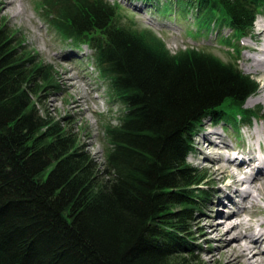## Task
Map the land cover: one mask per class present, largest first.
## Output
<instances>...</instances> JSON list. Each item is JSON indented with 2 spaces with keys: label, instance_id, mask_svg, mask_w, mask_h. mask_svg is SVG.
<instances>
[{
  "label": "trees",
  "instance_id": "1",
  "mask_svg": "<svg viewBox=\"0 0 264 264\" xmlns=\"http://www.w3.org/2000/svg\"><path fill=\"white\" fill-rule=\"evenodd\" d=\"M133 1L152 12L169 2L175 20L230 30L229 45L264 11V0ZM42 4L64 41L92 51L124 111L106 127L97 162L37 106L59 87L54 66L0 22V264H194L196 220L211 197L208 175L189 160L196 137L207 122L253 123L246 101L259 83L213 53H172L152 30L122 24L119 3Z\"/></svg>",
  "mask_w": 264,
  "mask_h": 264
},
{
  "label": "rangeland",
  "instance_id": "2",
  "mask_svg": "<svg viewBox=\"0 0 264 264\" xmlns=\"http://www.w3.org/2000/svg\"><path fill=\"white\" fill-rule=\"evenodd\" d=\"M42 2L43 0H24L26 13L16 18L13 17L11 11H0V22L6 24L11 33L17 36L19 41L25 42L30 51L37 54L43 62L50 63L55 68V84L59 87L47 88L48 90L41 92L40 98L36 97L37 106L42 114L49 117V119L62 121L66 127L71 128L78 135L80 143L85 149L97 162L101 163L107 145L105 128L111 123H116L121 106L113 100L107 81L102 79L93 65L90 58L92 51L86 45L77 46L64 41L48 24L42 10ZM18 3H20V0ZM169 7L172 10H169ZM174 8L168 2L163 5L160 12H152L147 5L132 3L120 7V21L122 24L134 29L152 30L165 42L172 53L188 47L197 48L213 53L225 62H237L242 71L259 81L258 92L250 98H257L262 94L264 91V73L251 74L245 71V68L251 62L247 56L255 54L249 49V46L257 47L253 39L259 31L256 25L251 37L242 38L229 45L223 41L221 35L197 30L199 27L198 25L196 27L195 23H191L193 22L192 18L189 22L187 18L178 15L179 17L175 20V14L171 15ZM258 19L263 21L264 13H261ZM33 21H36L37 27L32 25ZM229 34L230 32H226L223 35ZM72 76L79 77V79H76L78 80L76 85L70 83ZM246 107L255 111L257 115L264 111V103L259 100L250 105L246 103ZM68 120H71V123H67ZM226 125L221 123L218 126H212L207 122L196 138V152L189 158L194 166L202 169L208 175L207 186L211 194L209 203L202 209L195 224L194 231L197 239L195 243L201 249L195 252L196 261L194 264H221L217 242L208 236L215 234L214 232L211 233L212 229L209 227L203 230V226L206 225L209 214L216 212L219 208L227 213L233 205L226 198L225 190L224 192H217L216 190L217 188H223L229 180L222 181L220 179L221 173L212 172L208 167L210 162L205 159L204 155L218 157L221 153L219 150L225 148V144L221 140L216 139V136L214 137L213 134L209 133L213 130H222L223 132L222 128H226ZM229 127L226 128L225 133L223 132L226 143L248 151V143H251L248 138H250L254 129L262 127V121L255 120L253 126L250 128L245 127L240 135L231 124H229ZM206 135H209L210 139L216 140L218 146H212ZM219 198L224 200V205L218 203ZM220 217L222 216H216L215 218L217 220Z\"/></svg>",
  "mask_w": 264,
  "mask_h": 264
},
{
  "label": "bare ground",
  "instance_id": "3",
  "mask_svg": "<svg viewBox=\"0 0 264 264\" xmlns=\"http://www.w3.org/2000/svg\"><path fill=\"white\" fill-rule=\"evenodd\" d=\"M18 1L0 0V11H11L14 18L24 15L26 13L24 0H20V3ZM32 25L37 27L36 21H33ZM255 25L259 30L257 36L253 37L257 47L249 46L255 54L247 56L251 62L245 68V71L251 74L264 73V20L257 19ZM76 79L79 77L72 76L70 83L76 85L78 82ZM257 100L264 103V92L257 98H249L247 105L256 103ZM259 116L262 117V127L254 129L248 138L251 142L248 143V151L228 145L223 138L222 130L209 133L217 138H223L225 148L219 150L221 153L218 157L207 154L204 157L209 160L208 167L212 172L221 173L222 181L229 180L223 188L216 190L217 192L225 190L226 198L233 203L227 213L219 208L209 214L206 225L203 226V230L209 227L212 229L211 233L215 234L208 236L217 242L221 264H264V203H262L264 202V111ZM253 124L254 122L238 128V134L240 135L245 127L250 128ZM206 136L212 146H218L216 140L210 139L209 135ZM218 203L224 205V200L219 198ZM216 216L222 217L216 220Z\"/></svg>",
  "mask_w": 264,
  "mask_h": 264
}]
</instances>
